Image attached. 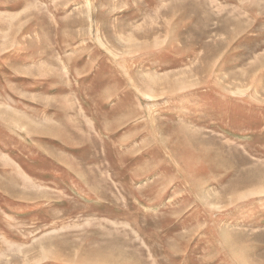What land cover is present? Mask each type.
I'll use <instances>...</instances> for the list:
<instances>
[{
	"label": "rangeland",
	"instance_id": "374dc122",
	"mask_svg": "<svg viewBox=\"0 0 264 264\" xmlns=\"http://www.w3.org/2000/svg\"><path fill=\"white\" fill-rule=\"evenodd\" d=\"M0 264H264V0H0Z\"/></svg>",
	"mask_w": 264,
	"mask_h": 264
},
{
	"label": "bare ground",
	"instance_id": "6f19581e",
	"mask_svg": "<svg viewBox=\"0 0 264 264\" xmlns=\"http://www.w3.org/2000/svg\"><path fill=\"white\" fill-rule=\"evenodd\" d=\"M18 31H19V30H18ZM7 45H8V44H7ZM9 111H10V110H9ZM11 111H12V110H11ZM11 111H10V112H11ZM13 120H14V119H13Z\"/></svg>",
	"mask_w": 264,
	"mask_h": 264
}]
</instances>
